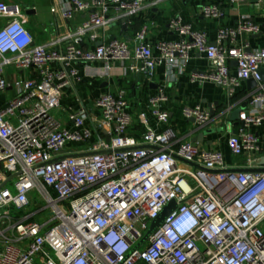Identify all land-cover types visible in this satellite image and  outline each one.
I'll use <instances>...</instances> for the list:
<instances>
[{"label":"built area","instance_id":"1","mask_svg":"<svg viewBox=\"0 0 264 264\" xmlns=\"http://www.w3.org/2000/svg\"><path fill=\"white\" fill-rule=\"evenodd\" d=\"M160 2L74 0L64 18L93 12L61 50L60 40L36 44L19 8L0 3V18L6 19L0 29V94L16 91L0 108V264H264V173L234 171L264 168L256 156L260 139L247 130L264 123V48L248 52L247 46L234 45L245 34H264V24L241 16L222 26L212 43L176 17L170 22L178 36L174 41L148 43L144 26L133 46L117 39L81 46L83 37L94 42L99 30L120 22L129 26ZM202 13L220 21L225 5L204 6ZM196 53L212 69L193 75V81L226 88L229 97L244 82H257L249 109L240 114L244 128L227 130L228 149L245 158L244 166H229L219 150L180 142L162 109L163 89L149 105L164 128L154 129L142 116L146 132L138 139L129 135L133 118L123 94L107 92L92 108L68 107L66 126L53 115L82 82L77 65L131 62L132 73L152 82L159 63L184 69ZM10 71L16 75L12 82ZM25 71L33 76L19 75ZM183 115L199 130L213 120L201 104L184 107ZM13 174L18 176L4 185ZM37 194L46 207H38ZM172 202L177 208L143 242Z\"/></svg>","mask_w":264,"mask_h":264},{"label":"crops","instance_id":"2","mask_svg":"<svg viewBox=\"0 0 264 264\" xmlns=\"http://www.w3.org/2000/svg\"><path fill=\"white\" fill-rule=\"evenodd\" d=\"M74 0H0L10 6L18 7L26 18V28L32 34L38 45H49L54 41H61L57 46L59 50L66 47L71 35L90 19L92 9L76 13L71 19L63 17V10L70 7ZM90 3L93 0H81ZM108 1V0H106ZM225 5L226 15L220 21L208 19L203 16L202 8L208 5ZM57 12L54 13V9ZM241 16H249L256 23L264 24V0L253 4L249 0H239L232 3L231 0H161L154 8L146 7L131 25L123 22L117 23L107 30H99L96 41L90 40L89 36L83 37L81 46L91 49L93 46H100L103 43L117 39L133 46L136 42V33L144 26L149 27L147 42L158 43L159 41H174L178 39L177 34L170 26L172 19L180 17L184 23L192 25L193 28L207 34L210 42L215 43L219 29L225 24L235 22ZM6 19L0 18V29ZM236 47L247 46L248 52L264 48V34L243 35L234 42ZM155 57L159 55L155 52ZM131 62L111 63L109 68L102 63H94L88 66L77 65L82 77V82L76 85L75 90L67 93L62 102V111L66 113L71 106L78 107L81 104L92 108L95 101L107 92L123 94L129 102L132 112V125L129 135L138 139L145 132L146 127L141 121L145 117L150 126L156 130H163L152 115V108L149 100L158 89H163L167 101L162 104V109L169 114L170 126L175 130L180 142H191L199 144L202 149L219 150L226 158L229 166L246 165L245 158L233 157L227 146L229 136V125L232 132L236 133L244 128L240 120L233 121L232 113L249 109V102L253 91L249 90L247 82H244L234 97H229L226 88L214 85L211 82L193 81L192 76L205 74L211 71V65L204 55L196 53L184 69L170 68L165 63H159L156 69L155 78L152 82L144 75H135L129 70ZM236 63H232L234 69ZM15 73L10 71L8 78L15 80ZM23 77H31V71L20 72ZM16 95L14 89L0 94V108ZM11 96V97H10ZM203 105L213 112V120L206 129H197L193 120H188L183 115L186 106L194 107ZM61 109L53 112L58 119ZM227 112L226 115L223 114ZM67 114V113H66ZM65 114V116H66ZM14 124L18 121L11 119ZM67 125V120L62 121ZM247 130L256 133L260 139L261 151L256 155L264 160V123ZM177 146V145H176ZM175 146V148H176ZM256 168V170L261 169ZM193 185L191 179L188 180ZM24 213L14 214L13 221L16 222L23 217ZM12 221V222H13ZM7 226L9 222L4 221ZM3 244L0 243V249Z\"/></svg>","mask_w":264,"mask_h":264},{"label":"water","instance_id":"3","mask_svg":"<svg viewBox=\"0 0 264 264\" xmlns=\"http://www.w3.org/2000/svg\"><path fill=\"white\" fill-rule=\"evenodd\" d=\"M251 3H253V4H256V3H258L259 2V0H249ZM260 74H261V77H262V80H263V82H264V68L260 71ZM247 83H248V86H249V90L250 91H253L255 88H256V86H257V82L256 81H254L253 79H250V80H248L247 81ZM242 113V111L241 110H237V111H235V112H233L232 113V117H233V121H236V120H239V118H240V114ZM211 114L212 115H214L213 114V112H211ZM227 114V112H225L224 114H223V116L224 115H226ZM193 122H195L194 121V119H193ZM110 139L108 138V141H109ZM177 159H179V160H182L181 158H179V157H177V156H175ZM183 161V160H182ZM262 165H264V160H263V162H262ZM235 172H260V173H264V168H261V169H258V170H256V169H237V170H234ZM18 176V174H13L12 176H10L8 179H7V181L5 182V184L4 185H6V184H8L12 179H14V178H16ZM177 208V204H176V202H172V203H170L169 204V206H167L165 209H164V211L159 215V217L157 218V219H155L152 223H151V226H150V228H149V230H148V232H147V234H146V236H145V238H144V240H143V242H145L162 224H163V222L165 221V219L169 216V215H171V213L175 210ZM142 242V243H143Z\"/></svg>","mask_w":264,"mask_h":264},{"label":"rangeland","instance_id":"4","mask_svg":"<svg viewBox=\"0 0 264 264\" xmlns=\"http://www.w3.org/2000/svg\"><path fill=\"white\" fill-rule=\"evenodd\" d=\"M11 97V96H10ZM65 114L66 113H64L63 111H62V109H61V112L59 113V115H58V119H60V120H62V121H65V120H67L68 118V116H67V114H66V116H65ZM35 200H36V202L38 203V207H42V208H44V207H46V205H47V201L43 198V197H40L39 196V194H37V196L35 195ZM49 212V211H48Z\"/></svg>","mask_w":264,"mask_h":264}]
</instances>
